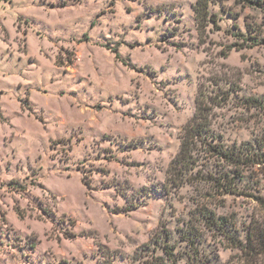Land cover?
<instances>
[{
	"label": "rangeland",
	"instance_id": "374dc122",
	"mask_svg": "<svg viewBox=\"0 0 264 264\" xmlns=\"http://www.w3.org/2000/svg\"><path fill=\"white\" fill-rule=\"evenodd\" d=\"M209 1L0 0V264L246 263L201 212L244 240L264 166L233 196L207 144L172 164L196 116L264 153V8Z\"/></svg>",
	"mask_w": 264,
	"mask_h": 264
},
{
	"label": "trees",
	"instance_id": "16d2710c",
	"mask_svg": "<svg viewBox=\"0 0 264 264\" xmlns=\"http://www.w3.org/2000/svg\"><path fill=\"white\" fill-rule=\"evenodd\" d=\"M248 3L252 5L264 8L263 0H247ZM209 0H199L195 6V13L198 20L208 21L209 17L208 7ZM216 15H212L211 18H215ZM214 22V21H212ZM258 41L255 42L257 44ZM252 101V106H260L258 100ZM198 119L202 122L199 123ZM205 119L196 116L193 121H191L183 130L180 135V153L178 157L172 163L174 167L186 169L189 167L192 159L191 151L192 146L196 143L202 142L207 144L223 162L228 166V171L219 173V177H211L215 183L216 189L221 192L222 195H233L239 196L243 189L241 186L244 184L250 185L252 180L246 176V172H254L256 168H263L264 166V153L257 150L252 144H243L242 146L227 147L223 145V142L219 137L208 133L204 128ZM215 143V145H211ZM248 179V180H247ZM252 196L264 210V198ZM202 219L205 220V226H211L216 231L221 232V234L229 239L234 248L244 256L245 264H264V221H254L248 227L247 234L244 240L237 239L232 234L235 232L232 229V225L224 217H218L212 212L204 211L201 212ZM185 242L190 243L192 247L196 244L201 246V239L199 236L188 232L185 235ZM199 249V247H197ZM199 252H196L195 256H199ZM199 264H223L219 260L214 263H208L201 259H195Z\"/></svg>",
	"mask_w": 264,
	"mask_h": 264
}]
</instances>
